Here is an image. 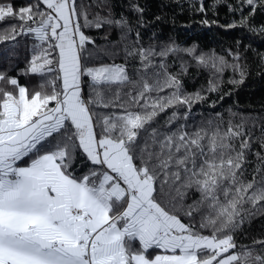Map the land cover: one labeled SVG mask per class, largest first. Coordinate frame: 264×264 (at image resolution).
I'll use <instances>...</instances> for the list:
<instances>
[{
  "label": "snow or ice",
  "instance_id": "1",
  "mask_svg": "<svg viewBox=\"0 0 264 264\" xmlns=\"http://www.w3.org/2000/svg\"><path fill=\"white\" fill-rule=\"evenodd\" d=\"M220 4L224 23L208 15ZM187 5L201 25L240 30L234 46L145 41L161 16L139 0L118 17L96 0L107 15L91 19L83 0H0V264H264V239L237 241L264 217V117L215 110L249 51L264 72V0ZM104 25L111 46L85 32Z\"/></svg>",
  "mask_w": 264,
  "mask_h": 264
},
{
  "label": "trees",
  "instance_id": "2",
  "mask_svg": "<svg viewBox=\"0 0 264 264\" xmlns=\"http://www.w3.org/2000/svg\"><path fill=\"white\" fill-rule=\"evenodd\" d=\"M16 4L23 3V0H14ZM80 0H78V3ZM85 4H91V10L89 12V18L91 19L97 12L100 15H107V11L102 7L96 6V0H83ZM139 2L145 6L146 18H151L154 15H160L161 19L156 22V26L147 31L144 35L145 41L153 33L161 40H167L169 36L177 41V43L187 45L193 42L197 43L204 49L214 48L217 52L221 51V46L227 47L233 45L235 40L241 36L240 30L223 29L217 25L204 26L197 21L201 18L200 14L190 16L188 11L187 0H139ZM207 3V0H205ZM113 5V13L117 17L121 11L127 13V9L124 7L127 4V0H110ZM183 9V10H181ZM218 14L213 16L211 12L208 13L210 18L218 19L221 23L227 20V8L226 5L220 4L217 9ZM257 24L264 22V14H257ZM85 32L95 39V42L99 45L111 46L113 42L119 41V33L115 28L109 30L107 25L102 26L100 29H85ZM107 36V39H105ZM253 47H257L259 51H264V45H261L258 38L253 37ZM248 42L247 36L244 37V43ZM243 51V48L241 49ZM20 61L24 58V49L21 46L18 49ZM4 53L0 52V66L4 63ZM11 55V53H8ZM248 60L251 64L248 75L245 77L243 83L235 87L229 95L224 96L223 100H217L219 103L216 105L215 110L224 112L225 118H227L228 108H232L234 112L241 113L243 115L251 114L256 117H264V72L257 74L260 70L256 67V60L253 57L251 51L247 53ZM17 58V57H14ZM107 61V58H104ZM111 62V61H107ZM115 62H123V53L121 52L115 58ZM194 71L190 69V72ZM231 75L230 72L224 74V90L227 91L232 88V85L227 84V77ZM20 82L24 83L25 78L21 77ZM206 74L198 76L195 79L185 78V87L188 91H195L200 85L206 84ZM212 109L207 104L200 106H194L193 117L199 119V115L203 112L207 115ZM239 117H236V122H239ZM264 123V121H259ZM251 126L249 122L246 127ZM254 133L258 136L259 129L254 128ZM253 148L258 149V143L253 144ZM249 160H254V157L249 155ZM251 164L249 168H251ZM248 179H251L249 174ZM246 233V235H245ZM264 239V217H254L250 223L244 225V232L237 234L238 243L251 244L253 239Z\"/></svg>",
  "mask_w": 264,
  "mask_h": 264
}]
</instances>
